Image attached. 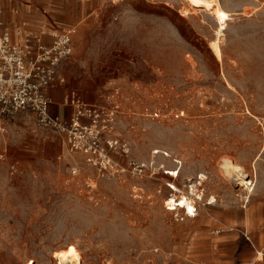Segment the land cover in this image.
Wrapping results in <instances>:
<instances>
[{
    "label": "rangeland",
    "instance_id": "rangeland-1",
    "mask_svg": "<svg viewBox=\"0 0 264 264\" xmlns=\"http://www.w3.org/2000/svg\"><path fill=\"white\" fill-rule=\"evenodd\" d=\"M219 1L232 14L221 62L213 19L185 0H0L11 41V16L25 11L54 15L57 36L72 30L55 97L73 89L114 112L103 137L127 149L101 175L34 116L4 117L0 264H58L54 250L70 244L82 264H239L245 211L264 203V0ZM225 161L252 182L249 200ZM181 197L195 217L167 209Z\"/></svg>",
    "mask_w": 264,
    "mask_h": 264
},
{
    "label": "built area",
    "instance_id": "built-area-1",
    "mask_svg": "<svg viewBox=\"0 0 264 264\" xmlns=\"http://www.w3.org/2000/svg\"><path fill=\"white\" fill-rule=\"evenodd\" d=\"M72 33L67 31L54 36L56 40L48 47L41 45L38 39L19 43L11 41L0 15V121L14 114L34 116L37 126L65 137L71 157L82 158L85 164L104 175L114 168L111 151L119 149L127 153L126 145L103 137V132L112 130L114 112L86 103L76 90L67 88L60 106L68 109L69 115L63 118L50 113L54 103L48 93L65 86L59 69L72 54ZM71 172L75 174L77 170ZM167 209L170 211L169 207ZM195 212V208L191 215L185 211L189 217H194ZM243 236L248 239L246 233Z\"/></svg>",
    "mask_w": 264,
    "mask_h": 264
},
{
    "label": "crops",
    "instance_id": "crops-1",
    "mask_svg": "<svg viewBox=\"0 0 264 264\" xmlns=\"http://www.w3.org/2000/svg\"><path fill=\"white\" fill-rule=\"evenodd\" d=\"M81 2H85L86 0H80ZM45 12L42 11H35L33 13H27L26 11L22 14H17L11 16V21L13 27H18V29L21 31V35H23V39L27 40L31 37H34L35 39H38V42L43 46H50L53 41H51L50 37L45 36L50 29L55 30H61L54 22H51L54 20V15L52 17L45 16ZM55 25V26H54ZM45 29V31H43ZM41 30V31H40ZM16 39V37H15ZM43 39V41H41ZM19 43L24 41H17ZM36 42V41H32ZM61 69V66H60ZM59 69V71H61ZM57 90H52L48 93L49 97L52 98L54 105L50 107V113L53 115H57L60 117L68 116L70 111L68 109H64L60 106V100L57 101V97L55 95L57 94ZM62 99V98H61ZM246 213L248 214V224L245 226L244 218L246 216ZM245 216L242 221V226L244 227V231L241 233L240 238L241 241L244 243V250L240 251V257H238V262L241 264V260L243 261V264H255L253 262L254 257L258 259H263L264 256H258V252L264 253V203L260 204L258 207L256 205L251 206L250 211H245ZM234 222V221H233ZM235 225V222H234ZM256 227H262L263 229H260L259 232L252 233V230ZM231 231V229H228ZM243 233L247 234L248 239L244 238ZM222 238L224 240H230L232 236L230 235H223ZM264 262V260H263ZM262 262V263H263ZM261 264V263H260Z\"/></svg>",
    "mask_w": 264,
    "mask_h": 264
},
{
    "label": "bare ground",
    "instance_id": "bare-ground-1",
    "mask_svg": "<svg viewBox=\"0 0 264 264\" xmlns=\"http://www.w3.org/2000/svg\"><path fill=\"white\" fill-rule=\"evenodd\" d=\"M185 1L193 9V12L196 10H198V11L202 10L204 13H206L208 16H210L213 19V21L216 25L215 36H214L213 40L208 43V47H209L212 55L216 59V61L221 62L222 61V53H221V48H220V44H221L220 38L223 36V34L225 32L227 25H228V22L231 20L232 14L229 13L228 11H226L222 7L219 0H185ZM43 31L47 32L45 29H43ZM67 31L72 33V30H67ZM49 34L51 36H57V34L55 32L49 33ZM15 37L17 38L16 41H23L24 40L23 35H21V33H19V35L15 36ZM228 86L231 88L230 85H228ZM262 148H263V146H262ZM260 152H262V151H260ZM257 159H258V157H256V159L251 164L252 171L255 172V174H257L256 173V166H258V165L255 166L256 161H258ZM221 169L223 170L224 174L227 177H230L233 175L239 177L241 187H244L249 193V195H248V200H249L250 197L252 196L251 193L253 191V187H252V182H246L247 176H245L243 174V172H244L243 169L240 166L234 165L232 162H229V161H225V163L221 166ZM209 201L210 202L207 205H211V204L215 203L216 200L214 198H211ZM174 206H177V209H182V210L186 211V213L190 214V215L194 209L192 202L189 201L187 198H183V197L179 198L177 201L174 200L173 198L170 199L169 202L167 203V207H169L170 210L174 211L176 209ZM194 217H195V215H194ZM75 248L70 244V246H68L66 249L64 248L65 250H61V251H57V252H55V250H54V253L52 254L51 259H54V261H57L58 264H82V259H81L79 253L77 252V250ZM257 255L258 256H264V253L258 252ZM31 260L29 262H27V264H34ZM253 262L255 264L262 263V262L258 261L255 257H254Z\"/></svg>",
    "mask_w": 264,
    "mask_h": 264
}]
</instances>
